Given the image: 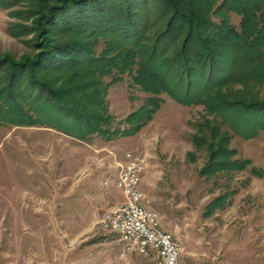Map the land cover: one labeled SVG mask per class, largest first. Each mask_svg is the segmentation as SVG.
Listing matches in <instances>:
<instances>
[{
    "label": "rangeland",
    "instance_id": "1",
    "mask_svg": "<svg viewBox=\"0 0 264 264\" xmlns=\"http://www.w3.org/2000/svg\"><path fill=\"white\" fill-rule=\"evenodd\" d=\"M30 1L0 10V55L9 54L15 61L38 52L33 42L41 35L36 37L30 28L38 12ZM238 20L232 16L233 24ZM43 78L55 85L51 93L45 90L50 104L60 92L57 86L72 82L66 74ZM108 89L107 104L116 121L136 110L145 96L128 76ZM258 90L264 98V87ZM81 99L78 108L71 106L79 113L87 111L91 98ZM163 99L161 109L138 134L109 141L70 137L74 129L68 122L49 114L53 106L39 111L35 127L6 120L0 125V264H162L156 253L122 255L117 234L96 224L98 213L123 201L114 183L127 153L144 160L139 185L143 204L156 211L159 229L172 233L182 246L183 262L264 264V131L244 137L223 126L230 134V159L250 163L238 171L201 175L209 158L207 150L191 143L193 126L214 115L204 105L184 106L167 95ZM67 100L73 101L71 96ZM245 120L237 122L242 132ZM252 167L263 175L252 173ZM221 195L225 208L204 216V207Z\"/></svg>",
    "mask_w": 264,
    "mask_h": 264
},
{
    "label": "trees",
    "instance_id": "2",
    "mask_svg": "<svg viewBox=\"0 0 264 264\" xmlns=\"http://www.w3.org/2000/svg\"><path fill=\"white\" fill-rule=\"evenodd\" d=\"M20 1L27 2L0 0V10ZM29 4L38 12L30 27L36 37L41 35L33 42L38 52L20 61L0 55V125L7 121L35 127L39 111L53 106L49 114L74 129L70 137L109 141L138 134L167 95L184 106L204 105L214 115L213 120L204 118V123L193 126L191 143L207 150L209 158L201 175L209 171L212 177L224 169L238 171L249 165V160L230 159L233 150L227 147L230 134L224 127L244 137L264 131V98L258 90L264 87V0H34ZM232 16L239 18L237 25ZM53 73L66 74L72 82L56 85L60 92L50 104L49 88L55 85L43 76ZM125 76L145 96L136 110L116 121L107 104L108 88ZM81 97L91 99L84 107L87 111L79 113L73 107L82 104ZM244 118L248 124L242 132L237 122ZM251 172L263 175L255 167ZM224 197L211 199L203 215L225 208Z\"/></svg>",
    "mask_w": 264,
    "mask_h": 264
},
{
    "label": "built area",
    "instance_id": "3",
    "mask_svg": "<svg viewBox=\"0 0 264 264\" xmlns=\"http://www.w3.org/2000/svg\"><path fill=\"white\" fill-rule=\"evenodd\" d=\"M145 170V162L139 155L126 154V162L119 168L114 183L123 201L98 213L96 224L105 232L117 234L122 255L149 257L156 253L162 264H186L180 258L182 246L172 233L159 229L156 211L143 204L139 185Z\"/></svg>",
    "mask_w": 264,
    "mask_h": 264
},
{
    "label": "crops",
    "instance_id": "4",
    "mask_svg": "<svg viewBox=\"0 0 264 264\" xmlns=\"http://www.w3.org/2000/svg\"><path fill=\"white\" fill-rule=\"evenodd\" d=\"M117 240H118V238H117Z\"/></svg>",
    "mask_w": 264,
    "mask_h": 264
}]
</instances>
